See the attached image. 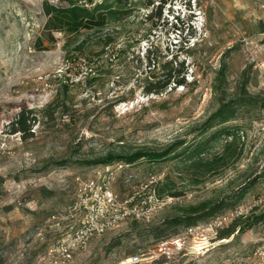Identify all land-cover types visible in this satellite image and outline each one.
Segmentation results:
<instances>
[{"label": "rangeland", "instance_id": "374dc122", "mask_svg": "<svg viewBox=\"0 0 264 264\" xmlns=\"http://www.w3.org/2000/svg\"><path fill=\"white\" fill-rule=\"evenodd\" d=\"M81 1L0 0V264H51L50 249L79 225L70 216L77 177L94 176L108 154L172 151L114 183L125 200L154 174L172 199L153 221L124 222L64 264H129L190 227L246 214L264 188V0H113L99 12L103 30L48 29L47 5L86 8ZM165 1L161 21L147 20ZM182 22L195 36L172 33ZM226 104L233 120L204 132ZM30 111L29 133L14 132ZM231 142L209 171L198 163L197 151L209 162ZM215 205L222 210L188 225ZM232 226L204 254L143 264H264V205L219 233Z\"/></svg>", "mask_w": 264, "mask_h": 264}, {"label": "built area", "instance_id": "2783aa9c", "mask_svg": "<svg viewBox=\"0 0 264 264\" xmlns=\"http://www.w3.org/2000/svg\"><path fill=\"white\" fill-rule=\"evenodd\" d=\"M105 0H83L84 7L102 5ZM75 6V5H73ZM174 19L177 18L174 17ZM95 72H87L78 77L74 82L79 83L84 78L94 75ZM84 76V77H83ZM133 164L124 161H116L103 164L100 170L94 173L91 178L77 177V192L75 203L70 208V216L78 218V227L73 234L62 241L56 248L49 251L51 264H64L73 260L78 252H85L91 242L104 236L107 232L117 228L120 224L129 220L133 222L149 223L155 215L166 205L169 197L159 195L161 179L157 175H151L145 182H142L141 194H133L131 197L121 200L114 190V183L117 176L130 169ZM264 205V188L254 204L244 211L246 214L254 212V208ZM243 209L235 211L234 214L223 217H216L214 222L208 224L216 231V237H207V226L197 225L186 230L183 236L170 241L160 242L156 252L153 254H139L129 259V264H143L159 257L170 258L174 254L188 253L190 250L197 254H204L209 251L208 245L217 238L219 230L225 226L227 221H235L245 216ZM208 226V227H209ZM207 227V229H208ZM202 251V252H201ZM260 255L264 253L259 252Z\"/></svg>", "mask_w": 264, "mask_h": 264}, {"label": "trees", "instance_id": "16d2710c", "mask_svg": "<svg viewBox=\"0 0 264 264\" xmlns=\"http://www.w3.org/2000/svg\"><path fill=\"white\" fill-rule=\"evenodd\" d=\"M67 1V0H65ZM107 1H113V0H105V2ZM123 0H118V2H121ZM163 1V0H162ZM104 2V3H105ZM104 3L102 5H97L95 6V9L93 10V12L91 13L90 10H88L87 8H81V7H76V6H70L69 8H60L58 6H48L47 4V12L46 14L48 16H50L47 25H48V29L51 30H56V31H64V30H71L77 27H84L88 30H100V29H104L105 25H106V21L104 16L100 15V10L103 8ZM167 5L166 1L162 2L161 7H157V6H153L152 12L147 16V20H153V19H157L158 21H161V19L163 18V8H165V6ZM177 21L181 22L179 18H177ZM183 27L181 28H176V26L172 27V33L176 32L177 30L180 32L181 34H185L186 30L188 31L187 35L193 37L195 36V33H189V27H185L187 24L189 23H185L182 22ZM149 53L151 54V50H149ZM170 73L169 75L172 77V74L175 75V71L173 72H168ZM171 77H169L168 81L166 82V84L162 87H166L167 85L171 84ZM174 84H176L177 86H183L186 81L184 78L181 79H175ZM151 90H149L148 92H150ZM32 114V112H23L21 113L11 124L13 127V131L14 132H24V133H29L30 131V125H29V121L30 120V115ZM234 118V110L231 108L230 105L226 104L223 105L215 114H213L207 121H206V126L204 128V132H206L207 130H211L213 129L215 126L218 125H223L225 123H228L230 121H232ZM33 122H36V119H33ZM232 144L228 143L224 149V151L222 152V154L219 155V157L214 158L213 160L209 161V162H204L202 159H200L201 155L203 154V152H201L202 150H199L196 152L197 157H198V163L200 165H202L203 168L206 169V171H209L210 167L209 165H212L213 162L215 163H219V162H223L224 159H226V157L228 156L226 152L227 148L230 147ZM172 151H163V152H145V151H140V152H136L133 154H122V155H115V154H108L105 158H103L101 161L103 164H109V163H113L116 161H124L128 164H134L142 159H147L150 160L152 162H156V161H160L161 159H163L164 157L168 156ZM159 195L161 197L162 194L160 192L159 189ZM222 210V206L219 205H215L213 207H211L210 209H208L207 214H204L203 216H199L198 218L195 219H188V225L195 223L198 219H202L203 217H207V216H214L215 214H217L218 212H220ZM198 212V211H195ZM194 213V212H193ZM206 213V212H205ZM207 215V216H206ZM261 219V218H257V221ZM182 223H184V220L181 219L180 220ZM236 221V220H235ZM176 225V224H175ZM232 230L228 233L229 229H227V232H222L220 233V237H222L221 239L226 238L225 235H227L228 237L232 236L234 234V232H236V228L234 226H232ZM239 232L241 231V229L238 230Z\"/></svg>", "mask_w": 264, "mask_h": 264}]
</instances>
